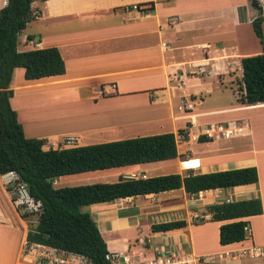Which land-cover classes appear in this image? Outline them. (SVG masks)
I'll return each instance as SVG.
<instances>
[{
  "label": "crops",
  "instance_id": "1",
  "mask_svg": "<svg viewBox=\"0 0 264 264\" xmlns=\"http://www.w3.org/2000/svg\"><path fill=\"white\" fill-rule=\"evenodd\" d=\"M252 1L34 0L32 9L35 16L25 28L27 29L29 26L30 32L28 34L24 33L22 36L21 33L18 41L21 40L24 50L57 47L64 60L65 72L62 75L26 80L24 79L23 68L14 70L9 85V88L13 91L10 105L17 113L24 135L28 138L46 139L47 148H63L66 146L58 147L56 145L60 142L59 139L49 143L48 138L57 139V137H60L61 139L63 136L71 135L77 137L78 141H80L78 145H89L108 142L109 140L99 139L103 132H109L112 135L121 133L118 130L120 127L128 125L147 126L153 122H162L163 120L161 119L157 120V118L154 119L149 116L121 119L122 115H119L118 112H116L118 114H114L109 110H106L103 114L83 115L85 112L74 108L73 104L81 101L83 95L88 93L89 85H95L100 87L98 95L103 100L117 102L119 109L130 106L129 100L141 94L145 96L147 107L164 105V102L168 101L172 96L171 89L175 87L173 86V79L176 80L177 77L181 78L183 82L187 78H195L196 75L204 76L212 72L213 67L214 70L218 71L217 73L221 70H229L233 66L237 67L239 65L241 67V59L243 57L262 53V46L253 31L251 22L261 14L264 33V0H257L258 3L256 2L255 6L252 5ZM6 2L7 0L3 4H6ZM148 2H154L152 11L144 9L134 10L131 7L134 4L140 5ZM182 35L190 36L189 42H187L189 44L186 46L199 53L190 54L183 61H174L172 52L175 47L170 46V44L174 45L177 38H181ZM23 37L28 39V43L23 40ZM172 39L171 43L169 40ZM239 71L242 74L241 68H239ZM155 79H163L169 85L162 87L146 86ZM97 100L94 99L95 102ZM252 105L258 106L248 107L249 105L246 104H238L239 107H245L243 110L264 108V102ZM192 108L194 109V107ZM46 111L48 112L47 116L51 113L56 120L63 119L71 124L86 120V126L88 121L91 123L97 121L99 122L97 125L101 126H98L94 132H87L84 135L83 132H80L82 137L78 136L77 131L68 130L56 136V134L49 133ZM167 111L168 115L174 119L175 114L172 103H169ZM184 116L182 125L190 122L191 125L196 127L194 119L197 123L198 121L194 118L193 111L185 113ZM263 119L264 116H258L255 121L260 123V120ZM110 120L112 122L107 125ZM217 122L219 123L216 126L231 130V136L250 133L252 130L251 119L247 118V116ZM238 122L241 124L237 125ZM214 126L207 130L210 132L215 131L213 130ZM176 127L183 129L178 126H173L172 129ZM236 128L242 129V131H234ZM172 129L168 132L174 133ZM195 129L197 130V128ZM93 134L95 137H89ZM146 135L136 134L126 136V138ZM126 138L117 137L111 141ZM178 145L177 142L180 156L181 150H179ZM247 151L248 153H224V155H218L214 159L216 162L204 156L197 157L199 154L190 156L200 159L202 163V166L199 167L200 169L203 166L207 168L206 171L202 172L195 171L198 169L193 168L195 173L214 172L212 168L214 164L219 166L220 170L249 166L257 168L258 182L256 184L200 192L198 195L208 194L210 199L205 202L196 199L194 206L191 208L192 213L204 211L206 220H208L211 215L207 210V206L210 204L255 197L261 199L262 214L247 218L250 222V232L246 240L225 246L220 245L218 242L220 251L227 252L233 247L239 246L243 249L252 245L260 247L264 251V139L251 141V147ZM176 158L65 176L68 179L76 180L77 183L74 184L86 185L99 182L97 180H102L100 182L116 181L118 178H108L113 174V171L137 174L132 177H152L170 173L183 174L186 169L182 168L181 164L178 166L173 163ZM229 163H233L232 167H228ZM7 179L8 174L0 175V264H16L21 244L26 242L27 230L23 229L18 222L19 217L17 216L16 208L11 203L7 189ZM57 181H59L58 178L53 183ZM175 191H183V189L92 204L83 207L82 210L88 211L92 215L97 226L99 223H109L108 227L104 226L103 228L116 231L133 227L129 223V219L134 216L135 210L120 208L119 204L121 202ZM183 193L187 195L184 191ZM191 198L194 199L195 197ZM204 222L193 224L187 221L188 225L185 228L160 233L164 235L160 241V248L169 250L174 254L177 253L178 256H183L181 261L183 264H194L189 259L210 255L209 253L201 252L202 247L195 246L190 238L192 226H202ZM215 223L218 241V226L220 222ZM17 235L20 243L17 248L13 249ZM198 251L200 253H197ZM109 252L124 253L125 251L121 248ZM153 256L154 251L150 258ZM245 257L249 258L248 256ZM237 259V256H227L216 264H230V261ZM249 259L243 262H246L245 264H264V254L261 257ZM239 263H242V261H239Z\"/></svg>",
  "mask_w": 264,
  "mask_h": 264
},
{
  "label": "trees",
  "instance_id": "2",
  "mask_svg": "<svg viewBox=\"0 0 264 264\" xmlns=\"http://www.w3.org/2000/svg\"><path fill=\"white\" fill-rule=\"evenodd\" d=\"M33 2L7 0L0 9V175L14 172L28 195L39 203L37 222L26 232L27 245L40 244L77 254L91 264H113L108 258L110 252L95 220L88 211L82 210L83 207L178 189H183L189 197H196L207 190L258 182L257 168L249 166L207 173L186 169L183 174L120 176L114 182L55 187L54 180L61 176L169 160L179 154L177 139L172 132L63 148H47L46 139L24 135L17 113L10 105L13 91L9 85L14 70L23 68L26 80L62 75L65 72L64 60L57 47L18 50V38L35 16ZM140 5L146 11L154 9V2ZM262 21L259 14L251 22L262 46V53L241 59L238 102L248 107L264 102ZM186 125L190 126L191 123L187 122ZM178 134L182 135L184 141L188 140L185 129H178ZM208 140L210 138L207 136L198 138L201 142ZM207 210L211 215L210 221L220 222L218 242L225 246L246 240L250 232L247 218L262 214V203L259 197H255L210 204ZM31 214L33 212L23 215ZM187 225L184 219L158 222L151 224L150 231L165 233Z\"/></svg>",
  "mask_w": 264,
  "mask_h": 264
},
{
  "label": "rangeland",
  "instance_id": "3",
  "mask_svg": "<svg viewBox=\"0 0 264 264\" xmlns=\"http://www.w3.org/2000/svg\"><path fill=\"white\" fill-rule=\"evenodd\" d=\"M4 1L5 0H0V9L6 5L3 4ZM29 28L30 27L28 26L27 29L24 30V32H21V36L24 33L28 34L30 32ZM189 39L190 36L182 35L181 38H177V41H175L174 45L170 44V46L175 47L174 51L172 52L174 61H183L186 60L190 54L199 53L198 51H195L193 49L191 50L189 49L190 47L186 46L187 44H189L187 43L189 42ZM23 40H26L25 42L28 43V39H26V37H23ZM169 41L171 42L173 41V39ZM18 43V49L24 50V45L21 40L18 41ZM239 68L241 67H239L238 65L237 67L233 66L226 71L221 70L219 71V73H222L219 75V73H217L218 71L214 70L213 67L212 72L205 74L204 76L196 75L193 79L187 78L183 80V82L181 78L177 77L176 80L173 79V86L175 87L171 89L172 96L168 101L164 102V105L147 107L145 96L144 94H141L134 97L132 100H129L131 104L130 106H125L124 108L119 109L117 107V102L103 100L101 96L98 95V92L100 91L99 86L89 85L88 93L83 95L81 101H78V103L75 102L73 104V107L85 112L83 113V115L90 114L91 116L95 113L103 114L106 112V110H109L114 114L119 113V115H122L120 117L121 119L136 116H149L154 119L157 118V120H163L162 122L150 123L147 126L128 125L126 127H120L118 128V130H120L121 133L112 135L109 132H103L101 138H99L101 140L111 141L112 139L117 137L126 138V136H132L136 134L146 135L163 133L162 131L168 132L170 129H172L173 126H178L185 129L188 135V141H184L182 135L178 134L177 127L172 129L175 133L177 142L180 145V147L178 145V148L179 150H181L180 156L176 158L173 163L177 164L178 166H180L181 164L182 168L184 169L196 168L198 170L195 171L202 172L206 171L207 168L206 166H203L202 169L199 168L202 166V163L197 157L204 156L207 159L211 158L210 160L213 159V161L216 162V160H214L215 157L218 155H224V153H248L247 150L251 147V141H261L264 139V119L260 120V123L255 121L256 117L264 116V108L243 110L245 107L238 106V97L240 95L239 82L242 75L239 71ZM167 85H169V83L164 82L163 79H155L148 83L146 86L162 87ZM94 99L98 100L95 102ZM189 101H192L193 103ZM169 103H172L174 107V119L173 117L171 118L170 115H168L167 110ZM192 107H194V109ZM191 111H193V115L198 121V127H195L193 125L186 126V124L182 125L185 118L184 114ZM47 113L48 112L46 111L45 115L46 122H48L49 124V133L56 134V136L60 135V133H64L63 131L67 130L75 132L77 131L76 133H78V136H81L82 133L80 132H83L84 135V133L87 132H94V130L97 129L98 126H101L97 125L99 124V122L97 121L94 123L88 121L86 126V120H84V122H80L77 120L78 122L71 124L63 119H54L51 113L49 114V116H47ZM242 116H247V118L251 119L252 130L250 133H241L235 136H231V134V137H229L228 135L222 136L221 134H219L216 129V125L217 123H219L217 121H223ZM111 120L107 123V125L112 122ZM240 124V122L237 123V125ZM211 126L215 127V132H213L212 135L209 136L208 134H206V130L210 129ZM195 128H197V130ZM254 130L255 132H253ZM234 131L241 132L242 129L236 128ZM200 136H207L208 138H210V140L202 142L198 141V138ZM63 137L61 139L60 137H57V139L49 137L48 142L53 143L55 141H58L59 139L60 142L56 145L58 147H62L64 146L62 143ZM89 137L93 138L95 136L93 134ZM79 142L80 141H77L75 145H78ZM196 154L199 155H197V157H190ZM204 162H206V160H204ZM232 165L233 163H229L228 167H232ZM212 168L213 171L220 170L219 166H217L216 164L212 165ZM120 175H122L123 177H128L137 174L126 173L124 171H113V174H111L108 178L117 179L120 177ZM58 180L59 181L54 183L55 187L77 185L74 184L77 183L76 180L68 179L67 176L59 177ZM97 181L100 182L102 180ZM9 187L10 186L7 184L11 203L13 207L16 208V213L19 217V224H21L23 229L26 230L28 228H32L37 222L39 212L38 206L32 203L31 200L27 197L25 200L21 201L16 197L13 191L9 189ZM196 199H200L201 201L205 202L210 199V196L208 194L198 195L197 197L192 199L191 197L185 195L183 191H175L163 195L150 196L147 198L141 197L121 202L119 204L120 208L135 210L134 216L130 217L129 219V223L133 225L134 228L128 227L118 229L116 231H111L107 228H103L104 226L108 227L109 223H99V230L100 233H102L104 240L106 241L107 249L111 251L123 248L125 251L124 253L130 257L129 262L133 264H148V261H151L153 257L162 255L168 256V252L170 251L160 248V241L162 236L164 235L160 233H152L150 231V226L152 223L173 221L184 218L185 220L193 224L205 221L202 226H192L190 230V238L193 240L195 246L202 247L201 252L209 253L210 255H213L215 257H217L219 254H222L223 257H227L228 255L230 257L237 256L239 261H242V263H239L237 259L235 261H230V264H245L246 262L243 261L249 258L243 255L244 252H242L243 249H241V247H233L231 250L227 251L229 252V254L227 253V255L224 254L226 251L219 250L216 237V223L210 221L209 219L206 220L207 218L204 215V211L198 212L199 214L192 213L191 211V208L192 206H194L193 204ZM26 212H33V214L24 216L23 214ZM19 243V236L17 235L16 243L13 246V249L17 248ZM24 249L25 245L24 243H22L16 264H37L33 257L28 256L26 253H24ZM153 251L154 256L150 258V255L153 253ZM197 253H200V251H198ZM175 254V259H178L179 261L183 260V256H178L177 253ZM219 261L220 260H218L217 263H220ZM42 264H46V262H42Z\"/></svg>",
  "mask_w": 264,
  "mask_h": 264
},
{
  "label": "built area",
  "instance_id": "4",
  "mask_svg": "<svg viewBox=\"0 0 264 264\" xmlns=\"http://www.w3.org/2000/svg\"><path fill=\"white\" fill-rule=\"evenodd\" d=\"M134 10H141L145 7L141 5L134 4L131 6ZM217 131L219 134L224 136H230L232 134L231 130H227L224 127L216 126ZM215 130V128L213 129ZM230 131V132H229ZM215 131H206V134L209 136ZM78 139L75 136L67 135L64 136L62 139V143L64 146H73L77 143ZM9 178L7 179V184L10 186V190L16 195L18 199L25 200L26 197L31 200L32 203L36 204L39 208V203L35 202L27 193L24 185L18 181V177L14 172L7 173ZM132 177V176H131ZM11 184V185H10ZM229 202V201H226ZM25 249L24 253L28 256H31L35 259L37 264H42V262H46V264H91L85 257L66 253L61 250H57L55 248H51L48 246L40 245V244H30L24 243ZM242 252H244V256H248L249 258H258L263 256L264 251L257 246H250L248 248H243ZM229 252H225L224 254L227 255ZM231 253V252H230ZM229 256V255H228ZM108 258L111 260L113 264H133L130 263V257L125 253L120 252H111ZM176 255L172 252H168V256L162 255L153 257L152 260L148 261V264H183L178 259H175ZM223 258L222 254H219L217 257L213 255H204L201 257H197L193 259L194 264H216L218 260ZM147 263V262H146Z\"/></svg>",
  "mask_w": 264,
  "mask_h": 264
},
{
  "label": "bare ground",
  "instance_id": "5",
  "mask_svg": "<svg viewBox=\"0 0 264 264\" xmlns=\"http://www.w3.org/2000/svg\"><path fill=\"white\" fill-rule=\"evenodd\" d=\"M194 116V115H193ZM195 118V117H194ZM194 124L197 126L198 125V123L195 121V119H194ZM191 262H193V258L192 259H189Z\"/></svg>",
  "mask_w": 264,
  "mask_h": 264
},
{
  "label": "water",
  "instance_id": "6",
  "mask_svg": "<svg viewBox=\"0 0 264 264\" xmlns=\"http://www.w3.org/2000/svg\"><path fill=\"white\" fill-rule=\"evenodd\" d=\"M256 2H257V0H253V1H252V5L255 6V5H256Z\"/></svg>",
  "mask_w": 264,
  "mask_h": 264
}]
</instances>
